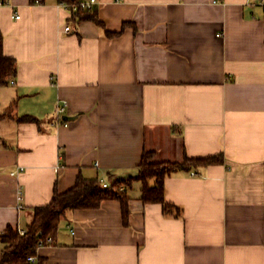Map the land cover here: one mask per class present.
<instances>
[{"label":"crops","instance_id":"1","mask_svg":"<svg viewBox=\"0 0 264 264\" xmlns=\"http://www.w3.org/2000/svg\"><path fill=\"white\" fill-rule=\"evenodd\" d=\"M6 1L2 50L17 70L0 86V114L14 104L0 118V234L25 229L78 176H135L145 150L157 161L221 154L164 179L179 216L143 203L133 180L125 216L116 199L68 211L37 263L264 264L261 1L96 0L112 36L54 1Z\"/></svg>","mask_w":264,"mask_h":264},{"label":"trees","instance_id":"2","mask_svg":"<svg viewBox=\"0 0 264 264\" xmlns=\"http://www.w3.org/2000/svg\"><path fill=\"white\" fill-rule=\"evenodd\" d=\"M35 0H29L31 4ZM54 1L57 4L66 6L70 12V20L79 22L90 20L104 30L108 36L115 35L104 29L103 23L99 20L96 6L92 9H81L79 3L82 0H38V3ZM77 6L75 10L72 6ZM17 65L15 58L7 56L2 50V34L0 32V86L8 85L16 74ZM14 104L9 105L1 114L0 118L11 116ZM32 120L28 115L17 118L19 122ZM222 155H209L204 157L184 156L180 161H157L153 158V152L145 150L138 163V172L135 176L127 178H115L110 181L109 187H102L97 179L78 176L75 183L63 192L56 189L53 192L49 203L33 207L32 219L26 226L24 234H19L16 229L8 226L0 234V264H31L27 256L36 254L37 244L46 237H53L59 221L65 214L74 209L96 208L103 200L116 199L121 204L123 216L128 212L127 200L125 197L126 187L128 188L133 180L141 181V200L143 203H159L165 215L179 216L181 209L178 206L165 202L164 179L181 170L190 171L202 168L210 164L222 162ZM123 186L124 191L119 187Z\"/></svg>","mask_w":264,"mask_h":264},{"label":"built area","instance_id":"3","mask_svg":"<svg viewBox=\"0 0 264 264\" xmlns=\"http://www.w3.org/2000/svg\"><path fill=\"white\" fill-rule=\"evenodd\" d=\"M260 1H261V3L264 5V1H263V0H260ZM7 3H8V2H7L6 0H0V6H2V5H6ZM34 3H38V0H35ZM60 5H62V4H60ZM95 5H96V0H82V1L79 3V8H81V9H92V7H94ZM62 6L66 8L65 5H62ZM76 8H77L76 5H75V6H72V9H73V10H75ZM17 17H18V15H16V18H17ZM62 31H63L64 33H69V32H71V29H70V27H69L68 25H66V26H64V27L62 28ZM13 82H14L13 79H11V80H10V83H13ZM66 104H67L66 101L63 100V101H61L60 105L57 106V112H58L59 114H61V113L64 111V108H65ZM21 170H22V168L16 169L15 171H12L10 174H11V175H16V174H18V172L21 171ZM98 182H99V183L101 184V186L104 187V188L110 186V182L107 181L106 179L101 178V179L98 180ZM119 190H120V191H124V187H123V186H120V187H119ZM21 196H22V191H21V189L19 188V189L17 190V199H18V200H21ZM16 230H17V232H18L19 234H24V232H25V229L17 228ZM51 242H52V237H51V236H48V237L45 238L44 241L40 240V241L38 242V244H37V247L43 246V245H45V244H50ZM27 261H28L29 263H31V264H38V263H37V256H36V254L28 255V256H27Z\"/></svg>","mask_w":264,"mask_h":264},{"label":"water","instance_id":"4","mask_svg":"<svg viewBox=\"0 0 264 264\" xmlns=\"http://www.w3.org/2000/svg\"><path fill=\"white\" fill-rule=\"evenodd\" d=\"M73 118H74V116H69V115H63V116H62V119H63V120H66V121H67V120H72Z\"/></svg>","mask_w":264,"mask_h":264}]
</instances>
